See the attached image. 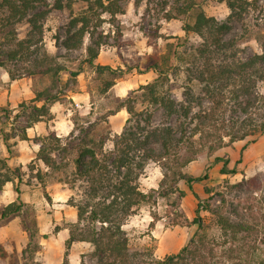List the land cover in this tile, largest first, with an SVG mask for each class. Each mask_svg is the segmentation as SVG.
I'll return each instance as SVG.
<instances>
[{"label":"rangeland","instance_id":"obj_1","mask_svg":"<svg viewBox=\"0 0 264 264\" xmlns=\"http://www.w3.org/2000/svg\"><path fill=\"white\" fill-rule=\"evenodd\" d=\"M5 1L0 0V74L11 80L30 78L34 93L51 90L57 96L55 102H68L66 95L82 91L79 88L81 84L89 97L83 108L69 106L72 127L68 142L66 138L69 135L62 138L56 135L58 109L55 111L56 118L50 111L41 118L40 121L50 123V127L47 125L48 132L58 137L60 146L65 145L67 149L53 151L56 168L49 169L34 159L30 162L34 170H25L19 188H24L20 194L23 193L28 202L22 205L21 214L16 220L20 228L13 224L4 228L8 220H0V264H61L64 241L68 236L66 226L76 220V210L71 203L77 201L81 194L80 180L75 179L76 145L81 139L93 138L101 142L103 150L112 149L116 134L112 132L109 115L124 104H130L134 109L131 114L126 111L124 117L130 122L125 121L124 125L129 126L137 117L149 120L151 128L167 123L175 129L170 136L173 143L164 158L160 144L151 139L147 145L154 149L155 157L147 159L137 180L138 187L143 193H149L152 189L160 190L158 185L161 183V188L169 194L161 197L157 191L152 192L153 195L138 204L122 225L129 239V251L135 253L132 264H160L156 261L176 254L191 240L190 248L198 244L202 249L201 257L196 256L198 261L206 259L208 264L264 262V234H259L255 242L254 235L222 237L214 215L223 211L232 219L263 222L264 133L229 141L224 132L235 125V121L248 116L239 114L228 89L219 98L222 105L213 117L216 124H208L194 131L196 120L192 123L189 120L194 113H207L209 105L213 104L200 93L198 84L190 81V56L193 47L201 40L183 30V26L192 20L188 13L182 11L193 1L207 16L220 20L228 14L226 4L217 0H102L103 5L116 1L121 12L111 15L104 6L90 4L86 0H71L68 3L61 0L64 5L61 10L55 7V0H45L29 9L25 16L19 17ZM247 1L251 3L248 12L241 22L232 23V29L224 37L225 40L232 39L242 58L260 52L259 38L264 34V0ZM34 15L36 17L32 18ZM80 15L90 18L89 29L95 31L93 40L101 32L102 46L99 51H106L109 61L106 66L111 67L112 72L97 71L86 62V47L92 45L88 33L77 50L66 52L60 45L65 37L63 25ZM37 27L41 31V39ZM28 38L33 40V44L27 45L26 52L35 49L39 52L35 56L38 58L21 56V59L10 60L7 54L17 47L18 41ZM154 62L161 73L152 69L155 76L148 86L138 85L121 98L112 92L102 94L114 79L132 74L136 77L137 73L148 69ZM49 66V72H42ZM58 67L61 70L55 76L53 70ZM73 72L78 74L74 76ZM189 87L193 88L196 96L194 103L186 98L185 91ZM258 91L264 93L263 84H258ZM160 97L172 98L186 106L191 104L188 117H165ZM30 101L32 99L22 100L18 104H29ZM0 107L6 109L10 116L6 118L0 111V134L9 135L8 143L14 151L17 136L12 128L19 127L22 122L12 125V116L22 115V110L18 105L14 108L9 104ZM255 111L250 112L251 118L261 120L262 108ZM248 129L251 131V127ZM244 145L245 148L241 150ZM1 150L0 141V153ZM214 157H228L227 166L230 169L234 167L236 173L220 174L222 163H213ZM238 160L240 162L236 163ZM36 171L41 174V182L35 176ZM163 171L166 172L165 177ZM178 172L189 176L206 172L207 178L193 182L191 192L182 180H176ZM41 187L50 197L49 200L44 197ZM11 197V192H8L2 198V203ZM3 207L0 206V209ZM197 207L198 220L190 224L188 222L195 217ZM23 224L30 230H36L25 253L22 250L29 236L26 231L23 236L19 234L21 229L24 230ZM91 250L87 242H74L68 255L69 264H80L81 256V264H96L88 256Z\"/></svg>","mask_w":264,"mask_h":264},{"label":"trees","instance_id":"obj_2","mask_svg":"<svg viewBox=\"0 0 264 264\" xmlns=\"http://www.w3.org/2000/svg\"><path fill=\"white\" fill-rule=\"evenodd\" d=\"M71 0H67L66 3ZM88 3H95L104 6L109 14L114 15L121 12L116 1H109L108 5H103L102 0H86ZM224 2L228 8V14L225 18L217 20L214 17L207 16L203 9L193 1L187 4L183 9V13H188L192 22L185 24L183 30L185 33H191L198 36L201 42L193 47L190 56V81L198 84L200 93L213 105H209L207 113H194L189 119L190 122L196 120L194 124L195 130H200L208 124H216L214 120L215 113L222 105L221 98L226 89L232 96L233 102L240 115L248 116L246 119L235 121L224 133L228 136L229 141L241 140L247 135L264 133V93L258 91V84L264 85V34L259 38L260 52L251 56L242 58L236 51V46L232 39L225 40V35L232 29V23L241 22L245 13L248 12L251 3L247 0H217ZM7 6L12 9L19 17L25 16L29 9H33L36 4L45 2V0H6ZM19 2V5L17 4ZM255 3V1H254ZM61 0H55V7L58 10L63 9ZM261 9V7L259 8ZM264 9V8H263ZM36 16H32L35 18ZM90 18L80 15L72 17L64 25L65 37L61 40L60 45L67 51H73L81 48L86 33L90 36L92 45L86 47V62L90 66H94L97 71L113 69L109 66L95 65L101 43V32H98L97 39L93 40L95 31H91ZM39 38L41 39V31L37 27ZM39 39V40H40ZM33 44L32 39L18 41L17 47L7 57L10 60L21 59V56L35 57L39 52L35 49L26 52L27 45ZM152 59V57H151ZM149 68L156 73H161L157 63H152ZM50 66L46 67L42 72H49ZM61 67L53 70L56 76L59 74ZM78 72H73L76 76ZM56 79V78H55ZM111 83H108V86ZM145 86H148L145 85ZM186 98L190 103H194L195 95L193 88L189 87L185 91ZM43 101V104L37 106L34 101ZM57 100V96L51 90L45 89L35 92V97L26 104L24 102L18 104V108L22 110V115L14 114L12 116V125L14 123L21 124L19 127H13L16 130V136L19 140H28L26 129L32 127L41 118L49 114L48 104ZM159 101L164 109L165 117L175 115L176 117H188L191 104L187 106L182 102H178L172 98L160 97ZM199 102V101H197ZM128 113H133L134 109L130 104H124ZM262 108L263 114L261 120L251 118L250 112L257 111ZM0 111L4 113L6 118H10L9 112L0 107ZM255 111V112H256ZM239 115V116H240ZM218 120V118H217ZM130 120H126V123ZM223 122V119H222ZM149 120L134 118L129 126L125 124L119 134H116L112 140L113 146L110 150H103L101 142L90 139H79L76 145L77 154L74 158L76 167L75 179L80 180L81 188L80 198L74 201L72 206L76 210V220L67 224L68 236L64 241V250L61 264H69V251L74 242H87L92 247L88 256L91 260H95L96 264H132L135 253L129 251L128 237L123 229L126 218L133 213L134 208L152 196V189L149 193H143L138 187V177L143 171L147 159L155 157V151L151 147H147L149 141L161 145L163 149L162 157L169 151L172 145L171 135L175 129L164 123L160 127L151 128ZM237 124V125H236ZM251 127V131L248 129ZM249 131H246V130ZM71 132L66 138L70 139ZM77 138V137H76ZM78 139V138H77ZM9 135L0 134V141L6 147L8 154L12 153L11 144L8 143ZM33 141L39 145L35 154V159L41 161L45 167L49 169L56 168V161L52 155L53 151H66L65 145L60 146V139L55 137L51 132H47L44 136L34 137ZM249 142V141H247ZM252 142V141H250ZM83 143V144H81ZM245 148L242 146L241 150ZM221 162L219 168L220 174H234L236 169L228 168V157H214L213 163ZM240 161H236L239 163ZM27 171H33L32 164L26 165ZM164 177L166 172L163 171ZM24 172L20 167H11L6 157L0 156V190L8 181H16L14 191L17 197L2 209H0V220L7 221L21 214L22 205L24 204L19 197V184L22 181ZM36 178L41 182V174L35 172ZM176 180H182L188 189L193 192L192 183L207 178V173L199 176H189L178 172L175 175ZM157 191L158 196L165 197L169 193L166 189L161 188ZM41 191L48 200L50 197L41 187ZM197 197V196H196ZM195 217L188 222L195 224L199 217L198 207L195 209ZM217 222L220 227L221 236L231 238L242 235L245 237L255 236L254 242L259 234H264V216L263 222H249L239 219L230 218L225 212H216ZM255 219L254 221H256ZM24 230L28 233L29 241L22 250L25 253L30 241L33 239L36 230L23 224ZM190 244L182 246L176 254L167 255L160 261V264H208L206 259L196 260V256L202 254V249L197 244L195 248H190ZM194 261V262H192ZM83 262L81 256L80 264ZM238 264V263H232ZM264 264V262L260 263Z\"/></svg>","mask_w":264,"mask_h":264},{"label":"crops","instance_id":"obj_3","mask_svg":"<svg viewBox=\"0 0 264 264\" xmlns=\"http://www.w3.org/2000/svg\"><path fill=\"white\" fill-rule=\"evenodd\" d=\"M105 53L106 51H103V49L98 52V55L94 60L95 65L104 66L108 64L109 61L106 59L107 55ZM154 76V71L151 68H148L144 69L140 73H137L136 77L132 74L131 76L126 78L114 79L113 83L108 86L102 94L105 95L112 92L117 97H124L126 96V94H128L129 91L133 90L136 86L148 84L150 80L154 79ZM0 80V85H2L0 86V106L9 104L11 108H14L22 100H30L35 97V93L31 89L30 78L11 80V78H9L8 76L5 77V75L1 73ZM79 88L82 91L70 92L68 95H66V99L68 100V102L66 101L65 103L61 100H58V102L48 104L49 111L51 112V114H53V117L55 118V111L58 109V134L56 135L59 138L68 136L71 131L72 120L70 119L71 108L69 106L75 105V107L83 108L85 100L89 97V93L85 91L83 84H81ZM33 103H35L37 106H40L43 104V101H34ZM126 113V109L121 107L109 115V122L111 125L112 132L114 134H119L122 130L124 122L126 121V117H124ZM47 125L48 127H50V123L38 121L32 127L27 128L26 134L29 139H17L16 149L14 151L12 150L11 154H8L6 147L2 142V150L0 156L6 157L7 162L11 167H20L23 172H25V170L27 171L26 165L35 159V154L39 148V145L33 141V138L46 135L48 132ZM14 182L16 183V181L6 182L0 190V206H6L7 204L16 199L17 194L14 192ZM20 190L22 191L24 190V188L20 187ZM8 192H11L12 197L6 203H2V198ZM19 197L22 199L23 203L28 202V198L26 199V196L23 193H21ZM17 217L18 216H15L9 219L4 228H8V226H10L11 224L16 227L19 226L20 228V225H17ZM24 232L25 230L21 229L19 234L23 236Z\"/></svg>","mask_w":264,"mask_h":264}]
</instances>
